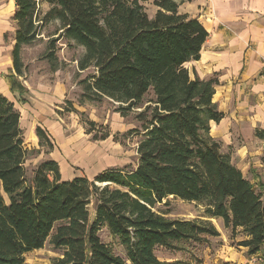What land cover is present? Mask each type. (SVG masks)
<instances>
[{
    "label": "trees",
    "instance_id": "16d2710c",
    "mask_svg": "<svg viewBox=\"0 0 264 264\" xmlns=\"http://www.w3.org/2000/svg\"><path fill=\"white\" fill-rule=\"evenodd\" d=\"M13 2L15 75L25 70L22 47L39 40L45 25L58 23V38L83 51L78 71L92 70L78 83L80 105L108 99L121 116L140 110V129L133 131L140 140L130 172L109 169L93 180L81 175L63 181L57 163L47 160L28 177L34 151L24 144L14 105L0 95V264H24L26 254L47 241L60 253L53 264H160L158 247L175 250L177 242L219 236L209 222L160 213L156 207L169 198L202 206L205 218L221 220L232 234L242 231L238 246L248 255L260 253L263 192H255L210 136V124L224 117L213 102L218 81L192 78L184 67L199 60L208 38L199 21L179 13L174 0H154L152 18L137 0ZM41 6L47 11L39 18ZM56 42L48 41L43 57L53 72ZM14 78L11 88L22 94ZM35 133L39 146L51 151L47 134L41 128ZM103 227L123 247L124 258L101 241Z\"/></svg>",
    "mask_w": 264,
    "mask_h": 264
},
{
    "label": "crops",
    "instance_id": "0c3cea01",
    "mask_svg": "<svg viewBox=\"0 0 264 264\" xmlns=\"http://www.w3.org/2000/svg\"><path fill=\"white\" fill-rule=\"evenodd\" d=\"M174 1L179 6V13L197 19L208 33L199 60L189 62L184 67L192 78L203 81L215 78L218 81L213 102L224 117L218 124H210V136L220 144L221 152L229 155L232 164L242 175L248 176L245 178L252 185L257 183L260 187L264 183V165L261 163L264 155V0ZM10 4L14 6L13 0H10ZM9 15L8 11L0 14V95L14 105L20 116L19 127L23 135L32 139L38 151L42 147L39 146L36 128L47 131V136L55 140L61 159L48 160L57 163L63 181L78 177L67 166L69 163L77 168L93 166L94 170L99 169L106 163L100 160L101 152L96 147L86 146L79 137L65 136L57 115L59 112H55L61 104L71 103V94L79 89V81H74L71 76L66 82L60 81L57 76L63 74L60 71H54L52 76L47 75L43 81H38L45 72L39 74L30 65L31 70L26 73V66L30 62L24 59L23 75L16 76L12 65L14 38L7 39L8 42L4 39ZM30 47L24 46L21 51L30 50ZM63 61L69 63L65 59ZM72 64L81 74L76 60ZM11 76L22 88V94L17 88H11ZM87 109L89 106L84 103L78 108L84 112ZM111 118L117 123L121 121L118 114ZM33 124L35 126L32 128ZM256 132L263 137H257ZM80 144V157L70 160V154L67 156L65 152ZM52 150L48 151L47 156Z\"/></svg>",
    "mask_w": 264,
    "mask_h": 264
},
{
    "label": "rangeland",
    "instance_id": "374dc122",
    "mask_svg": "<svg viewBox=\"0 0 264 264\" xmlns=\"http://www.w3.org/2000/svg\"><path fill=\"white\" fill-rule=\"evenodd\" d=\"M137 1L143 6L147 15L152 18L156 12V8L153 6L154 0ZM13 9L14 6L10 4V0H0V14L2 12H10L6 20V27H8L4 35L6 41L9 38H14L16 30L15 24L12 21V15L15 11ZM46 11L47 7L41 6L39 18H41ZM60 33L58 23L52 22L47 24L38 33L39 35H37V38L39 40L32 43L30 50L25 49L24 52L21 51L22 62L23 59L25 62H30V64L26 66V73L31 70V65L32 69L37 70L39 74L45 72V74L39 76L37 79L38 81H43L47 75L48 77L50 75L52 76L53 71H51L48 61L43 57L46 53L48 41L57 39L54 45V56L57 60L55 65L57 66V71L63 73L57 76L60 77V81L62 82L69 80L70 76L74 81L81 82L92 74V70L82 72L81 74L77 73L75 67H72V63H75V60L77 62L83 51L81 48L68 43L66 40L58 38ZM63 59L69 63L66 64ZM50 79L53 80L51 77ZM74 92H72L70 97V100L73 99L70 105L63 103L58 107L59 109L55 111L59 112L57 115L61 119L59 123L63 127V133L67 137H79L88 147H96L101 152L100 160L106 163H103L99 169L95 168V170L93 166L77 168L70 163L67 164V166L70 167L71 171L75 173L76 176L85 175L91 180L94 179L95 175L108 169H119L125 172L134 170L138 162L137 145L140 138L135 135L133 131L140 129V124L135 119L136 114L140 110H134L126 116H121L117 111L118 104L108 99H103L101 102H84V105H88L89 109H87L86 112L80 111L78 108L81 106V87ZM114 114L121 116V124L111 118ZM88 122H92L94 125L89 126ZM26 126L27 124L25 127ZM34 126L35 124L32 125V128ZM44 132L47 134V131ZM23 138L27 149L34 151L33 155L26 163L28 177H31L32 171L41 162L48 159L60 161V148L57 147L55 140L49 138V135L48 138L53 146L52 153L49 156H47L48 148L46 146L38 151L39 148H36L32 139L27 135H23ZM80 146H82V144L73 147L74 149L69 152H65L67 156L70 154V157H68L70 160L80 157ZM40 152L41 154H39ZM76 154H78V157ZM262 182H264V180ZM261 184L264 185V183ZM253 186H255V192L257 194L263 192L262 196L264 198V189H260L257 183H253ZM156 208L160 213L165 214L166 217L171 220L209 222L219 234V236L215 238L204 235L200 242H177L174 244V246H176L175 250L158 247L155 256L160 264H263L264 247L260 253L253 256L248 255L246 249L238 246L239 242L245 240L242 231L237 230L232 234L231 230H227L223 227L221 220L205 218L202 206L196 203H187L169 198ZM91 215L92 220V210ZM98 236L103 243L110 247L115 255L124 258L125 252L123 247L116 238L108 233L106 228H101L98 232ZM59 254L57 250L52 248L49 241H47L42 249L26 254L24 264H53V260L58 258Z\"/></svg>",
    "mask_w": 264,
    "mask_h": 264
}]
</instances>
